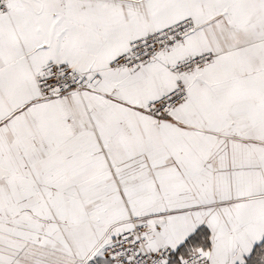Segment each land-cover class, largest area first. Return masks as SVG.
<instances>
[{
    "label": "snow or ice",
    "instance_id": "6c2138e0",
    "mask_svg": "<svg viewBox=\"0 0 264 264\" xmlns=\"http://www.w3.org/2000/svg\"><path fill=\"white\" fill-rule=\"evenodd\" d=\"M0 264H264V0H0Z\"/></svg>",
    "mask_w": 264,
    "mask_h": 264
}]
</instances>
